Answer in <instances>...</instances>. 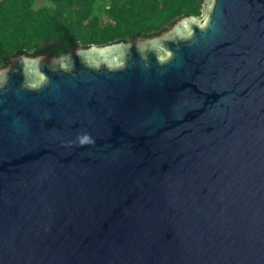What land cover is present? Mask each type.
Masks as SVG:
<instances>
[{"label":"water","instance_id":"obj_1","mask_svg":"<svg viewBox=\"0 0 264 264\" xmlns=\"http://www.w3.org/2000/svg\"><path fill=\"white\" fill-rule=\"evenodd\" d=\"M204 3L0 69V264H264V0Z\"/></svg>","mask_w":264,"mask_h":264},{"label":"trees","instance_id":"obj_2","mask_svg":"<svg viewBox=\"0 0 264 264\" xmlns=\"http://www.w3.org/2000/svg\"><path fill=\"white\" fill-rule=\"evenodd\" d=\"M204 0H0V69L17 55L59 57L78 48L159 36Z\"/></svg>","mask_w":264,"mask_h":264},{"label":"rangeland","instance_id":"obj_3","mask_svg":"<svg viewBox=\"0 0 264 264\" xmlns=\"http://www.w3.org/2000/svg\"><path fill=\"white\" fill-rule=\"evenodd\" d=\"M45 3V0H37V4L40 5V4H44ZM203 20V18L201 19Z\"/></svg>","mask_w":264,"mask_h":264},{"label":"clouds","instance_id":"obj_4","mask_svg":"<svg viewBox=\"0 0 264 264\" xmlns=\"http://www.w3.org/2000/svg\"><path fill=\"white\" fill-rule=\"evenodd\" d=\"M80 142H81V144L88 142L87 137L83 138Z\"/></svg>","mask_w":264,"mask_h":264},{"label":"flooded vegetation","instance_id":"obj_5","mask_svg":"<svg viewBox=\"0 0 264 264\" xmlns=\"http://www.w3.org/2000/svg\"><path fill=\"white\" fill-rule=\"evenodd\" d=\"M130 42H131V41H130ZM130 42H129V43H130ZM77 48H78V47H77ZM62 55H64V54H62ZM60 56H61V55H60ZM60 56H59V57H60ZM56 58H58V57H56Z\"/></svg>","mask_w":264,"mask_h":264}]
</instances>
